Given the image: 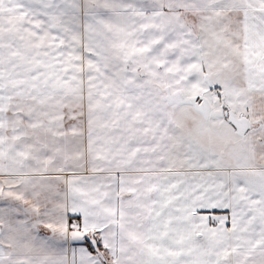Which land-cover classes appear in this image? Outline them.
<instances>
[{
    "label": "snow or ice",
    "instance_id": "1",
    "mask_svg": "<svg viewBox=\"0 0 264 264\" xmlns=\"http://www.w3.org/2000/svg\"><path fill=\"white\" fill-rule=\"evenodd\" d=\"M0 264H264V0H0Z\"/></svg>",
    "mask_w": 264,
    "mask_h": 264
}]
</instances>
